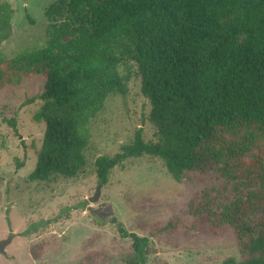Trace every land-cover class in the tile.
Listing matches in <instances>:
<instances>
[{"label": "trees", "instance_id": "16d2710c", "mask_svg": "<svg viewBox=\"0 0 264 264\" xmlns=\"http://www.w3.org/2000/svg\"><path fill=\"white\" fill-rule=\"evenodd\" d=\"M13 13L0 1V46ZM46 16L45 47L0 54V89L44 78L35 118L46 128L29 180L74 178L86 167L90 127L112 98L128 94L131 74L118 67L133 61L156 139L138 129L115 155L100 156V181L132 157L160 158L180 182L217 163L216 187L191 198L185 227L199 228L204 210L220 209L210 232L229 227L242 258L222 264H264V0H56ZM212 190L215 200L207 199ZM254 203L263 212L251 223ZM114 221L131 243L125 264H148L151 237ZM150 225L153 236L182 228L174 217Z\"/></svg>", "mask_w": 264, "mask_h": 264}, {"label": "rangeland", "instance_id": "374dc122", "mask_svg": "<svg viewBox=\"0 0 264 264\" xmlns=\"http://www.w3.org/2000/svg\"><path fill=\"white\" fill-rule=\"evenodd\" d=\"M0 1L10 2L14 10L11 36L1 44V56L45 47L50 27L46 10L56 0ZM118 70L130 72L129 92L112 98L92 123L88 164L74 178H28L46 128L35 118L44 105L39 98L44 78L33 76L19 87L0 89V240L14 235L0 254V264H125L131 243L114 218L129 231L151 237L155 252L148 264H222L231 257L240 262L234 232L229 227L221 235L210 232L208 222L220 209L204 210L199 228L185 227L191 221V198L216 187L212 176L217 163H209L205 175L193 173L180 182L160 158L132 157L114 167L107 183L100 181V156L115 155L138 129L146 141L156 139L137 64L130 61ZM100 183V197L91 201ZM218 195L212 190L207 199ZM247 211L253 223L263 209L254 203ZM171 217L179 219L180 231L153 236L150 224Z\"/></svg>", "mask_w": 264, "mask_h": 264}, {"label": "water", "instance_id": "95a60500", "mask_svg": "<svg viewBox=\"0 0 264 264\" xmlns=\"http://www.w3.org/2000/svg\"><path fill=\"white\" fill-rule=\"evenodd\" d=\"M102 183H100L97 187L95 195H93L90 200L91 201H97L100 197V188H101ZM14 235L9 236L8 238L0 240V254L5 253L6 247L10 244L12 241Z\"/></svg>", "mask_w": 264, "mask_h": 264}]
</instances>
